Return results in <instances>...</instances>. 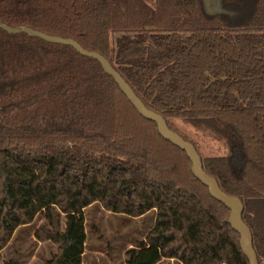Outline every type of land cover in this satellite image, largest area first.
<instances>
[{"label": "trees", "instance_id": "16d2710c", "mask_svg": "<svg viewBox=\"0 0 264 264\" xmlns=\"http://www.w3.org/2000/svg\"><path fill=\"white\" fill-rule=\"evenodd\" d=\"M223 8L236 14H210L204 0H0V22L101 53L173 130L171 118L224 122L240 146L202 157L204 168L243 200L263 264L264 0ZM191 165L98 60L0 28V252L43 216L35 236L59 246L46 264H86L84 212L99 202L131 216L157 209L126 264H250L229 208Z\"/></svg>", "mask_w": 264, "mask_h": 264}, {"label": "rangeland", "instance_id": "374dc122", "mask_svg": "<svg viewBox=\"0 0 264 264\" xmlns=\"http://www.w3.org/2000/svg\"><path fill=\"white\" fill-rule=\"evenodd\" d=\"M156 7V0H144ZM171 126L188 141L193 142L203 158L230 156L240 140L218 118H171ZM260 206L258 203L256 204ZM256 213H254L255 215ZM87 242L84 253L86 264H126L128 250L139 246L154 227L157 209L141 216H131L107 210L96 202L84 212ZM45 222L38 216L33 223L18 228L0 252V264H7L22 254L23 264H46L57 253L58 244L41 241L36 230ZM259 227V226H258ZM159 264H183L174 258H164Z\"/></svg>", "mask_w": 264, "mask_h": 264}, {"label": "water", "instance_id": "95a60500", "mask_svg": "<svg viewBox=\"0 0 264 264\" xmlns=\"http://www.w3.org/2000/svg\"><path fill=\"white\" fill-rule=\"evenodd\" d=\"M0 28L12 34L27 33L31 36L41 38L51 43L69 45L75 48L82 55L98 60L105 72L114 78L119 87L137 108L140 114L148 119L155 121L160 134L187 153L192 162L191 169L194 175L208 187L210 194L214 198L221 201L229 208L230 214L227 221L240 234V245L244 254L248 257L250 264H261L254 247L253 232L243 218L245 209L243 200L238 196H233L226 193L221 188L217 178L209 174L205 170L202 156L197 150L195 144L185 139L177 131L173 130L169 126L166 118L161 113L147 107L143 100L134 91L132 86L126 81L121 73L116 70L113 64L104 55L97 51L84 48L75 39L51 35L31 27H12L0 22Z\"/></svg>", "mask_w": 264, "mask_h": 264}, {"label": "crops", "instance_id": "0c3cea01", "mask_svg": "<svg viewBox=\"0 0 264 264\" xmlns=\"http://www.w3.org/2000/svg\"><path fill=\"white\" fill-rule=\"evenodd\" d=\"M207 11L210 14L218 15L220 13H227L230 16H234L236 14L235 11H230L228 9L223 8V0H204Z\"/></svg>", "mask_w": 264, "mask_h": 264}]
</instances>
